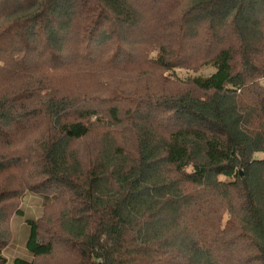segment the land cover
<instances>
[{
	"label": "trees",
	"instance_id": "obj_1",
	"mask_svg": "<svg viewBox=\"0 0 264 264\" xmlns=\"http://www.w3.org/2000/svg\"><path fill=\"white\" fill-rule=\"evenodd\" d=\"M149 50L187 86L127 97L108 86L100 106L113 125L128 121L136 148L103 136L84 162L75 145L99 106L23 71ZM0 63L31 78L0 94V139L30 112L47 128L28 158L0 156V264L27 193L59 201L61 216L52 238L25 216L29 254L14 264L58 246L68 264H264V0H0ZM15 170L16 184H3Z\"/></svg>",
	"mask_w": 264,
	"mask_h": 264
},
{
	"label": "rangeland",
	"instance_id": "obj_2",
	"mask_svg": "<svg viewBox=\"0 0 264 264\" xmlns=\"http://www.w3.org/2000/svg\"><path fill=\"white\" fill-rule=\"evenodd\" d=\"M151 53L152 50L147 52L134 51L132 58H128L126 54L120 53L116 54L115 62H111L109 61L111 55L105 57L107 54L105 51L102 54V58L92 61L94 63L90 61L86 62L87 58L76 59L75 53L73 58L58 65L61 68L52 70L48 74L43 72V70L45 71L48 68L47 62H43L45 60H41L38 64L23 72L31 73V76L37 80L36 84L40 79L38 74L42 72L45 80H50L61 91H65L67 94L82 95V97L87 95L90 97V100H93L99 106V110L91 117L90 135L87 138L79 140L76 143L77 145H75L79 151V156L86 162L90 161L92 157L97 156L99 149L104 144L101 141V137L103 136H110L117 144H124L128 152H134L136 148L134 133L128 121L124 119L120 125H113L107 107L100 106L99 98L103 99L104 96L102 95L106 94L108 86L113 90L124 91L122 96L125 97H127V93L129 92L132 96H141L156 92L158 89L159 91L166 89L167 92L176 93L179 91V88L187 86L186 83H182L177 78L169 76L168 72L162 73L158 66L148 61L147 54L150 55ZM154 56H156V53ZM16 68V66H13L7 69L6 66L0 63V94L18 89L24 86L25 81L28 82L31 79L25 78V76L18 79L13 72ZM214 71L215 68L211 66L206 67L201 73L209 75ZM190 74L191 72L183 71L182 76L186 78V75L189 76ZM30 114L35 117L29 116L27 121L16 125L10 131L9 134L11 135L7 138L8 140H5V138L4 140L0 139V156H7L14 160H24L31 156L33 149H36L46 138V119L38 116L36 111L30 112ZM26 116L27 114H25ZM170 123V120H168L164 124L169 125ZM21 171L15 170L13 171L14 174L1 177V181L7 185L15 183L14 180L17 181V177L20 176ZM55 191H59L57 186H50L45 192L53 194ZM71 195L69 193L70 197ZM49 201H51L49 197H43L38 193H27L21 206L23 214L27 216H33L34 214L40 217L41 232L46 238H52L56 234V223L61 216L62 210V206L58 204L59 201L46 207L45 204ZM26 215L18 216L15 214L8 221L9 228L13 229L14 237L12 243L4 251L8 260L7 264H14L15 258L29 254L25 245L28 228L25 223ZM223 259H225L223 260L225 264H239L238 261H230V256L223 257ZM72 260V254L64 246H58L51 256L39 258L37 264H68Z\"/></svg>",
	"mask_w": 264,
	"mask_h": 264
}]
</instances>
